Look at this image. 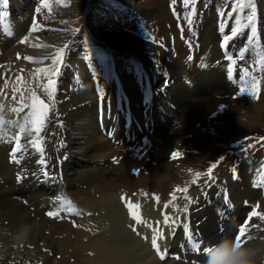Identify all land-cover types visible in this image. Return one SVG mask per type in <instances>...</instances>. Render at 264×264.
Returning <instances> with one entry per match:
<instances>
[{"label": "bare ground", "instance_id": "6f19581e", "mask_svg": "<svg viewBox=\"0 0 264 264\" xmlns=\"http://www.w3.org/2000/svg\"><path fill=\"white\" fill-rule=\"evenodd\" d=\"M10 1V6L20 5L18 0ZM69 1V11L53 0L51 13L48 9L39 13L47 36L62 32L54 29H64L59 23L64 12L71 14L72 24L67 27L80 29L75 35L68 32L60 43L77 36L76 45L65 50L64 65L55 78L54 106L43 87L47 78L35 73L51 65L56 43L44 40L46 34L30 32L27 40L21 43V39L9 51L11 37L4 38L0 48L6 57L0 69V243L7 247L0 264H205L206 256L194 253V248L207 251L223 240L236 239L245 221L241 240L245 247L257 249L256 262L261 264L264 220L258 216L249 220L248 213L254 209L264 213V140L256 142L264 137V0H251L256 9L254 44L248 39L252 25L242 27L229 41L236 83L227 77L231 61L225 58L223 37L231 34L237 20L241 26L247 24L244 17L249 9L233 11L235 0H210L205 26L210 36L188 31L183 46L175 40L169 52L156 48L161 42L167 47L169 40L164 37L135 40L117 35L115 25L104 30L101 22L115 14L106 16L103 5L96 7L98 0H93L94 6L89 0ZM119 1L129 5L133 0ZM153 1L154 13L162 15L176 37L192 4L185 8L183 0ZM168 7L175 9L174 18ZM151 12L148 7L147 13ZM11 27L16 28V23ZM240 51L244 59L239 58ZM44 56L47 61L33 60ZM158 61L166 64L156 67ZM252 76L259 78V98L238 96L242 85H252ZM98 88L103 89L102 99ZM33 92L50 106L41 133L48 176L39 172L44 165L38 166L39 154L31 147L16 154L18 159L23 156L20 163L11 156L15 145L9 139L19 133L16 125L24 124L30 112V108L14 109L22 103L30 105ZM242 110L247 117L243 124L238 121ZM20 139L23 144L25 137ZM239 140L255 148L248 153L232 148ZM172 152L180 155L173 159ZM221 155L225 159L213 170L215 183L208 187L207 177L197 178L196 173L206 172ZM177 188H187V193ZM58 199L74 212L47 215L57 210ZM169 200L172 203L165 209ZM129 202L141 223L130 217ZM165 215L170 217L167 225ZM24 224L32 225L28 240L10 246L12 234ZM153 235L161 252L167 250L164 260L152 247Z\"/></svg>", "mask_w": 264, "mask_h": 264}, {"label": "snow or ice", "instance_id": "6c2138e0", "mask_svg": "<svg viewBox=\"0 0 264 264\" xmlns=\"http://www.w3.org/2000/svg\"><path fill=\"white\" fill-rule=\"evenodd\" d=\"M53 0H39V4L38 7L35 9V11L37 13L42 12L43 9H48L49 13H51L52 8H51V4H52ZM176 0H172V3L175 4ZM184 2V6L185 8L188 7L189 3L192 4V10L190 12L187 13V25L189 26V28L191 29L194 21L192 19V17L196 14V8H195V4L197 2V0H183ZM7 0H0V4H6ZM55 3L58 5H63V6H67V4L65 3V0H55ZM244 9H249V11L247 12V14L245 15V19L247 20V24L241 26L240 21L237 20L236 21V26L233 27L231 29V34L230 35H225L223 37V47L226 49L225 51V58L229 61H231V64H229L228 66V71H227V77L230 81H232L233 83H236L237 81L233 79V66L236 64V60L233 59V53L227 51V47L229 45V41L232 40L233 37H236L238 33H240L242 31V27L246 28L249 25H252L251 28V33L252 35L249 36V43L250 44H254V35L256 33V28L254 26L255 24V20H256V9H255V5L251 2V0H235V8H233V11L236 10H240L243 11ZM173 14L176 15L175 13V9H173ZM223 15V13H221ZM230 15V14H229ZM5 16V13L3 11H0V20H2ZM179 19V17H177ZM36 21L35 19L33 20V25H35ZM60 24H64L67 25L69 22L65 21L63 19H61L59 21ZM55 31H64V32H69L72 35H75V33L79 32L80 29L77 28H64L63 30L60 29H54ZM181 31H183V29H181ZM220 31L223 32L224 28L221 27ZM8 35H12V33L9 31L7 33ZM183 38V37H182ZM28 37L25 36L20 42L23 43L25 40H27ZM71 41L65 42L61 47L56 48L54 54H52L51 56V65L48 67H45L43 69H37L36 70V75H39L40 73H43L44 77L47 78V84H45L44 90L48 96V99L50 101V104L54 106L55 104V93L57 91V79H55L56 77H58L60 75L61 72V67L64 65L65 62V50L69 48ZM45 47H52V45H45ZM239 58L240 59H244V51H240L239 52ZM25 59L31 60V57H25ZM189 60H191V57H188ZM244 75H249V71L248 68H243L241 70ZM165 75H167L165 73ZM18 79H20L18 77ZM241 79H243V77H241ZM168 81L165 80V87L167 86ZM258 84H259V78L256 76H252V85L250 87H246V86H241L239 89V92L237 93L238 96H245L247 95L249 98L251 99H258L259 98V93H258ZM7 86V84H5V87ZM15 91H20L19 88L15 89ZM98 93L101 97V99L104 96L103 93V89H99L98 88ZM13 99H15V96L13 97ZM25 100V97L23 95V93H21L20 96V101L23 102ZM31 101L32 103L29 105L27 103H22V107L19 109H14V111H23L24 108H30V112L28 113V117L25 120L24 124H18L16 125L19 128V133L16 134L15 136L11 137L9 139V142L14 143V148L12 150L11 156L12 159L16 162V163H20V159L23 158V156L21 155L20 159L17 158V153H23V152H27L29 147H31L32 149L35 150L36 153H38V159H37V164L39 165H44V167H40L38 168L39 172L44 175V176H48L49 172L47 171V161L45 159L44 156V152L45 149L41 146L42 145V141H43V137L41 136V133L44 131L45 127H46V121H47V117H48V112L50 111V106L49 104H45V102L43 100H41L38 96H36L35 92L32 93L31 95ZM224 106H221V109H223ZM3 122H0V125H2ZM34 133V134H33ZM21 135H23L25 137V142L22 144L21 143ZM247 139H252L249 137H245V140ZM245 140H239L237 141L234 145H231L232 148H235L237 150H239L240 152L243 153H248V151L250 149H254L255 148V144L249 143V144H245ZM261 140H264V137H259L256 138V142L259 143ZM261 147H264V144H261ZM178 155H180L177 152H172L171 153V157L173 159H175ZM225 159L224 155H221L217 158L216 162L211 163L210 166L207 168V171L204 173L201 172H197L196 173V177H202V176H206L207 178L204 180V184L207 185L208 187H211V185L213 183H215V179L216 176L213 173V170L217 168V165L223 161ZM136 170H134L135 172ZM189 172H191V169L188 170ZM35 174V173H34ZM138 174V172H137ZM20 179V177L18 176V180ZM193 183H197V180H193ZM177 191H183L185 193H187V188L184 189H179L177 188ZM177 197L172 194V200H175ZM121 199L123 200L124 197H121ZM158 200V197L156 198ZM185 199H187L189 201V203L192 202L191 198L188 196H185ZM172 200H169L167 203L164 204V208H168L169 204L172 203ZM70 204V202H68ZM126 206L129 208V215L130 217L136 221V223H141V219L140 217L132 211V204L129 202L126 204ZM56 207V211H49L47 213V215L49 216H59L61 211H67L69 213L74 212V208L69 206L67 208H65V202L62 199H58L56 201L55 204ZM174 208L178 207L176 205L173 206ZM259 205H256V208H258ZM184 210H187V205L184 206ZM75 214H79L78 212H76ZM254 216H258L260 217L261 220H264V213L261 212H257L255 209L248 213V219L251 220L252 217ZM169 219L170 217L165 215L164 216V223L167 225L169 223ZM173 224H175V220L172 221ZM247 224L248 221H245V224L242 225L239 228L238 231V235L236 237L238 242H243L241 240V237L245 235V232L247 230ZM157 225H159V221H157ZM148 227H152L151 224L147 225ZM255 226V225H253ZM129 227L132 229L133 232H137V229L135 227V225L133 224H129ZM155 231V230H154ZM187 231V229H186ZM137 235H139V232H137ZM189 235V239H192V234L188 233ZM162 236V233H161ZM151 244L152 247L157 251V254L159 255L161 260H164L166 255H167V250L165 249L163 252H161L160 247L157 243V238L156 235H153L152 239H151Z\"/></svg>", "mask_w": 264, "mask_h": 264}, {"label": "rangeland", "instance_id": "374dc122", "mask_svg": "<svg viewBox=\"0 0 264 264\" xmlns=\"http://www.w3.org/2000/svg\"><path fill=\"white\" fill-rule=\"evenodd\" d=\"M75 1L77 4H79L80 2H82L84 0H78V1L75 0ZM198 1L199 0H197V2H196V4L198 5V7L196 8V14L192 17L194 23H193L191 29L187 25V15H185L184 22L181 23L183 25V27H184V25H186L184 28V32L180 31L178 34H176V37L174 35H172V33L168 30V26H169L168 22L162 21V19H161L162 15L158 16L157 13H154V9H153L154 1L153 0H148L147 4H146V0H144L142 2L140 0H133L131 2L132 4L130 3L129 5L124 3V2H121L119 0H98L96 7L99 6L100 4L103 5L104 8L103 7H100V8H101V10L103 9L105 11L106 16L108 14H115V16H113V17L108 16L109 18L107 20H103L101 22V23H103L102 25L104 27L103 28L104 30L116 26L115 28H117V31H116L117 35H128V36L133 37L135 40L143 39V38H145V36H147V37L149 36V37H152L156 41H158L159 39L162 41V39L159 37L160 36L164 37L166 41L169 40V42L166 43L167 47L163 46L162 42H161L159 44H156V48H159L165 52H169L170 47L174 46L173 44H174L175 40H177L180 44L185 42V39H187L190 36L188 31L192 32V30H193L194 33L193 32L192 33L194 35H197L199 33L200 36H201V34L203 36H204V34H206V35L209 34L206 36V38H208L210 36V34H211L209 32L210 29L205 28V26L207 25V21L209 18V16L206 14H208V8L211 5V2H210V0H200L198 3ZM10 2H11L10 0H7V5L0 4V11H3L5 13L4 18L2 20H0V28L6 29V31H5V29H0V48H2V45L4 44L2 42L4 40V38L7 37L9 39V37H11V41L9 43H7V45H6V51H9V49H11L21 39H23L28 33L31 34L30 32H32L36 35H45L46 34V37L44 38V40L53 41L56 43L57 48L61 47L60 43L66 37L68 32L62 31L61 33H59L56 36H47V30L41 27V25L43 23L40 19L39 13H37L35 11V9L38 7L39 0H18L20 5H17V6H10ZM93 2H94L93 0L88 1V3H90L92 5L95 4V2L94 3ZM65 3L67 4V6L65 7L63 5H60V8H62V10L69 11L71 9L72 3L69 0H65ZM23 5L26 8H21V7H23ZM14 7H18V8H14ZM148 7L151 8V10H152L151 14L152 15L147 13ZM19 9H21V10H19ZM24 9H26V10H24ZM168 9H169L168 14L174 18L173 10L169 7H168ZM23 10H24V13L20 14V12ZM191 10H192V8H191ZM70 15L71 14L64 12V13H62V18H64L65 21L69 22V20H71ZM34 19L36 21L35 25H33ZM201 19H202V21H201ZM96 22H98V21H96ZM15 23H16V28L11 27V25L15 24ZM199 23H201V24H199ZM70 24H72V23L70 22L67 25L62 24V26L64 28H66ZM31 25L33 26V28L31 27ZM200 25H202V26H200ZM183 27H181L180 30ZM67 28H69V27H67ZM198 30L200 32H198ZM201 30H202V32H201ZM9 31L12 33V35L7 34ZM76 37L77 36L68 40V41H71L69 48H72L73 46L76 45V43H77ZM78 38L81 39V35L78 36ZM180 46H183V44ZM40 48H41L40 46L34 47V49H37V50H39ZM4 56L5 55L2 54V50L0 49V69L4 67V62H5V58H6ZM3 58H4V60H3ZM33 60L34 61L36 60L37 62L47 61L46 56H44L42 58H34ZM163 60L165 61V59H163ZM164 61L156 62V64H155L156 67H163L166 64ZM1 79H2V76H1ZM111 80H112L113 85H115L116 84L115 78L113 77ZM30 81H32L31 78H27V82H30ZM2 89L3 88L0 89V92L2 91ZM95 143H96V145L98 144L97 141L95 142V140H94L93 144H95ZM30 210H32V208H30Z\"/></svg>", "mask_w": 264, "mask_h": 264}, {"label": "clouds", "instance_id": "9594fccd", "mask_svg": "<svg viewBox=\"0 0 264 264\" xmlns=\"http://www.w3.org/2000/svg\"><path fill=\"white\" fill-rule=\"evenodd\" d=\"M245 111H241L238 116L239 123L243 124L246 121ZM0 122H3L0 120ZM32 232V225H21L15 233L11 236L10 246L15 247L25 243ZM224 245H228L225 249ZM216 253L211 250L206 253L208 257L205 264H257L256 257L258 255L257 249L244 246V242H238L237 239L223 240L219 244L214 245ZM223 249V251H221ZM7 252V247L0 243V261H3L4 254ZM264 264V260L261 261Z\"/></svg>", "mask_w": 264, "mask_h": 264}]
</instances>
